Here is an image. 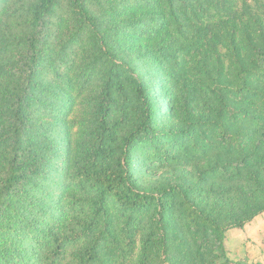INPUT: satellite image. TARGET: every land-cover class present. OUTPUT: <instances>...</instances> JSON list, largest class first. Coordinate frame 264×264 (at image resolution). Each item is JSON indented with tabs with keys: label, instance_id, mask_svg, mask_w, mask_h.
<instances>
[{
	"label": "trees",
	"instance_id": "1",
	"mask_svg": "<svg viewBox=\"0 0 264 264\" xmlns=\"http://www.w3.org/2000/svg\"><path fill=\"white\" fill-rule=\"evenodd\" d=\"M58 22L70 29L54 48ZM149 59L168 68L178 126L160 124ZM88 91L91 119L60 184V117ZM208 157L197 185L136 178ZM210 180L245 183L253 200L226 216L197 200L227 195ZM262 215L264 0H0V264H131L140 231L135 264H232L228 232Z\"/></svg>",
	"mask_w": 264,
	"mask_h": 264
},
{
	"label": "rangeland",
	"instance_id": "2",
	"mask_svg": "<svg viewBox=\"0 0 264 264\" xmlns=\"http://www.w3.org/2000/svg\"><path fill=\"white\" fill-rule=\"evenodd\" d=\"M106 11H108V9H104L100 13L105 19L110 17ZM131 19L132 18H128L123 14L118 15L115 18V22H122ZM56 24V27L52 29L53 38L51 40L54 48L57 47L61 39H63L70 29L64 23L58 22ZM131 33L132 32L123 36L130 38L132 36ZM132 41H137L138 44H141L138 40L133 39ZM128 46L129 45H122V48H127ZM79 50L80 49H77L76 51L79 52ZM125 54L130 56L132 53L127 50ZM131 56V58H133V55ZM7 57L8 55H5L2 58ZM78 62L79 61H76V63ZM141 64L142 66H145L144 63ZM146 65L148 68L145 70H147L149 74H151L152 69H154L153 72L157 71L159 74L158 77H153L149 81L151 87L155 88V85H158L156 91L158 104L160 106L164 103L167 104V106L161 111L160 124L162 127L178 126L179 118L172 107L175 97V87L166 73L168 68L163 67L156 59H149ZM66 69V65L61 66L59 73L64 74ZM69 74H72V71L69 72ZM150 76L151 75H148V77ZM48 78L51 79V81L54 80L52 76H49ZM51 83L55 84L56 82L54 81ZM93 87L94 85L89 89L92 90ZM90 92L91 91H88L84 96L74 100L72 106L67 111V115L60 117L61 124H68L66 128L56 131V138L60 140L61 159L58 162L57 170L54 174H60L58 179L60 184L62 181H67L75 172L77 147L84 135V127H82L81 123L83 119L90 120L93 112V103L90 101ZM72 121L74 122V125H71ZM32 124L43 133L49 125L48 116L45 115L42 110H36L32 113ZM49 129L50 128H48V130ZM210 163L211 157L197 162L185 160L184 163L172 167H152L150 170H146L144 166H141L136 174V178L139 185L143 188L163 185H197L199 184L198 172L207 169L210 166ZM212 184L226 189L228 191L227 195L209 196L201 194L198 195L197 200H203L208 206H216L218 210L223 212L226 216L233 215L239 211L243 197L245 198V202H252L251 200H253L254 189L249 188L245 183L227 184L223 180H210L208 184L205 185V188ZM195 196H197V194ZM142 238L143 231H140L134 242L131 264H135L141 254L143 244ZM226 249L232 264H264V215L248 224L242 231H229L226 236Z\"/></svg>",
	"mask_w": 264,
	"mask_h": 264
}]
</instances>
